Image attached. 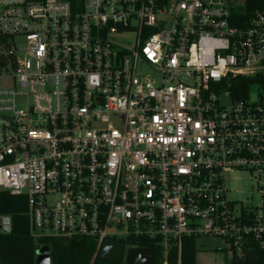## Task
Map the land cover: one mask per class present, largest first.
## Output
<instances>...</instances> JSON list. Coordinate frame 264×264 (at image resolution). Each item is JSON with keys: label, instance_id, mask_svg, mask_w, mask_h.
<instances>
[{"label": "built area", "instance_id": "obj_1", "mask_svg": "<svg viewBox=\"0 0 264 264\" xmlns=\"http://www.w3.org/2000/svg\"><path fill=\"white\" fill-rule=\"evenodd\" d=\"M242 1L0 0V191L30 237L264 252V9Z\"/></svg>", "mask_w": 264, "mask_h": 264}, {"label": "trees", "instance_id": "obj_2", "mask_svg": "<svg viewBox=\"0 0 264 264\" xmlns=\"http://www.w3.org/2000/svg\"><path fill=\"white\" fill-rule=\"evenodd\" d=\"M68 1L74 9L80 8L83 0ZM243 18L251 10L264 9V0H245ZM27 202L23 195L14 196L5 191H0V217L10 220L9 232L0 231V264H35V251L42 244L49 245L51 264H91L95 255L97 242L94 238H41L35 241L29 235V219L26 216ZM136 243L135 241H129ZM196 240L185 239L182 243L181 264H196ZM124 244H126L124 242ZM139 248L147 247L152 252L151 264H160V253L154 249L150 242H140ZM176 253L170 256L174 264ZM125 264L124 262L105 261L97 255L93 264ZM230 264H264V252L252 247L244 252L241 257L233 256Z\"/></svg>", "mask_w": 264, "mask_h": 264}, {"label": "water", "instance_id": "obj_3", "mask_svg": "<svg viewBox=\"0 0 264 264\" xmlns=\"http://www.w3.org/2000/svg\"><path fill=\"white\" fill-rule=\"evenodd\" d=\"M3 233L9 232V222L7 217L3 219ZM99 258L105 261L124 262L125 264H151L152 253L148 248L128 249L124 254V245L113 241L104 242L99 250ZM35 264H51V254L49 245H39L35 251Z\"/></svg>", "mask_w": 264, "mask_h": 264}, {"label": "rangeland", "instance_id": "obj_4", "mask_svg": "<svg viewBox=\"0 0 264 264\" xmlns=\"http://www.w3.org/2000/svg\"><path fill=\"white\" fill-rule=\"evenodd\" d=\"M242 1V0H241ZM243 2V1H242ZM251 97L255 98V95L252 94ZM247 185L241 183V186H235V189H240L243 192L246 190ZM2 218L0 217V231L4 227L2 223ZM218 248L225 247V244L220 239H206L200 238L196 243V264H230L232 260V252L230 250H219ZM96 256L93 255L91 260V264L95 261ZM98 264V263H97Z\"/></svg>", "mask_w": 264, "mask_h": 264}]
</instances>
